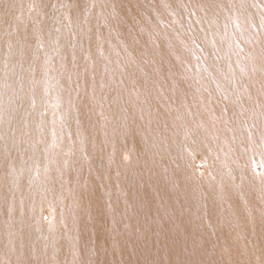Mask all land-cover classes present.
Listing matches in <instances>:
<instances>
[{
    "label": "rangeland",
    "instance_id": "1",
    "mask_svg": "<svg viewBox=\"0 0 264 264\" xmlns=\"http://www.w3.org/2000/svg\"><path fill=\"white\" fill-rule=\"evenodd\" d=\"M0 264H264V0H0Z\"/></svg>",
    "mask_w": 264,
    "mask_h": 264
}]
</instances>
